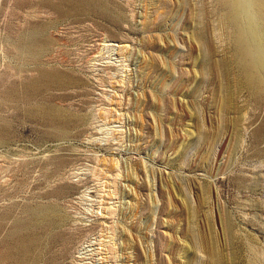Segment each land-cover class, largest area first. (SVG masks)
Listing matches in <instances>:
<instances>
[{
  "label": "rangeland",
  "instance_id": "374dc122",
  "mask_svg": "<svg viewBox=\"0 0 264 264\" xmlns=\"http://www.w3.org/2000/svg\"><path fill=\"white\" fill-rule=\"evenodd\" d=\"M238 5L0 0V264H264Z\"/></svg>",
  "mask_w": 264,
  "mask_h": 264
},
{
  "label": "bare ground",
  "instance_id": "6f19581e",
  "mask_svg": "<svg viewBox=\"0 0 264 264\" xmlns=\"http://www.w3.org/2000/svg\"><path fill=\"white\" fill-rule=\"evenodd\" d=\"M252 4H257L262 10L264 15V0H239L238 14H245L249 19L250 31L243 33L241 36L242 67L245 70L246 84L250 88L260 89L261 93L264 92V49L260 47L256 42H246L245 38L251 37L255 39L257 37L255 30L252 27L253 20L251 14ZM260 10V11H261Z\"/></svg>",
  "mask_w": 264,
  "mask_h": 264
}]
</instances>
